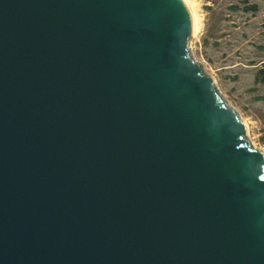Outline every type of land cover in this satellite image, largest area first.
Returning a JSON list of instances; mask_svg holds the SVG:
<instances>
[{
  "label": "water",
  "instance_id": "95a60500",
  "mask_svg": "<svg viewBox=\"0 0 264 264\" xmlns=\"http://www.w3.org/2000/svg\"><path fill=\"white\" fill-rule=\"evenodd\" d=\"M193 33L185 0H0V264H264V154Z\"/></svg>",
  "mask_w": 264,
  "mask_h": 264
},
{
  "label": "rangeland",
  "instance_id": "374dc122",
  "mask_svg": "<svg viewBox=\"0 0 264 264\" xmlns=\"http://www.w3.org/2000/svg\"><path fill=\"white\" fill-rule=\"evenodd\" d=\"M189 1L199 19L191 56L264 154V0Z\"/></svg>",
  "mask_w": 264,
  "mask_h": 264
},
{
  "label": "bare ground",
  "instance_id": "6f19581e",
  "mask_svg": "<svg viewBox=\"0 0 264 264\" xmlns=\"http://www.w3.org/2000/svg\"><path fill=\"white\" fill-rule=\"evenodd\" d=\"M185 2L187 3V5L189 6L190 10H191V13H192V16H193V20H194V33L195 34L198 29H199V19L195 13V10L193 8V6L191 5L190 1L189 0H185Z\"/></svg>",
  "mask_w": 264,
  "mask_h": 264
},
{
  "label": "trees",
  "instance_id": "16d2710c",
  "mask_svg": "<svg viewBox=\"0 0 264 264\" xmlns=\"http://www.w3.org/2000/svg\"><path fill=\"white\" fill-rule=\"evenodd\" d=\"M260 72H264V71H260Z\"/></svg>",
  "mask_w": 264,
  "mask_h": 264
}]
</instances>
